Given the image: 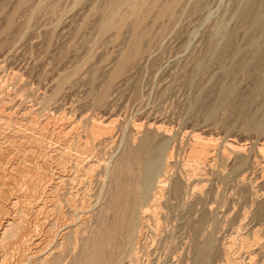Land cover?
Masks as SVG:
<instances>
[{
	"label": "bare ground",
	"instance_id": "bare-ground-1",
	"mask_svg": "<svg viewBox=\"0 0 264 264\" xmlns=\"http://www.w3.org/2000/svg\"><path fill=\"white\" fill-rule=\"evenodd\" d=\"M61 1L62 0H39V1H36V0L35 1L34 0H0V17L3 19L2 21H4V25L2 24L3 26L0 24L2 26V28L0 29V37L2 38L0 41V72L2 71L3 64H5L4 62H5L6 56L11 54V52L14 50L13 48H15V45L16 46L19 44L21 45V42H26L27 40L29 42L31 37L30 38L28 37L29 39L27 40H26V37L30 34V31L32 30L33 26H35L38 22L36 21V23L33 25L34 23L33 20L41 15L44 16L46 12H50L49 14L55 13V11L59 8L61 4ZM65 1L66 0H64V2ZM73 1L75 2V0ZM81 1L83 0H76V2L78 3ZM184 1L185 0H95L94 2L93 0L94 3L92 4L90 10H88L86 7L89 13L87 15H86L87 11L86 13H83L86 15V17L84 21L82 22V24L80 25V27L75 26V28H79L80 30L90 27L91 29H94L96 31L95 34L93 33L94 38L90 40V42L87 39L88 37H90L89 33H92V32L88 31L89 33H87L88 36L86 37L87 38L86 40H84L83 38L82 44L88 45L90 43L91 45L86 46L88 48H86L87 50L85 49L86 51L85 50L84 51L87 53H86V56L84 55L85 58L83 57L84 59L82 60V62L81 63L79 62L80 63L79 65L75 66L73 69H71L68 72L65 70L66 73L65 71L63 72L61 69L63 74H60L59 75L60 77H57L56 81L54 82V87L52 88V91L50 90L51 92H49L50 94H46L44 92V94L41 93V95L38 96L36 93L38 97L36 96L33 98L32 96L31 97L33 98L32 103L26 105L24 108L22 106L15 107L16 103L9 104L7 102V95L6 97L5 96L3 97V95H0V264H161L163 260L161 259V263H160L158 259L162 256L155 258L157 259V261L152 260L153 259L152 253L157 250L156 249L157 242L159 240L161 242V239L163 238V236L166 233H168L166 232L164 234V232L168 230H167V227L165 231L163 230L164 229L163 222L165 223V221L163 220H165V218L167 220V217L170 215L171 210L174 208V203H173L174 201L172 200L173 199L178 200L179 198L181 199V197L184 196L185 201L187 202L190 198L192 199L196 198L198 202L197 201H194V202H197V203H199L200 201H203V197H205L204 190L206 189V188L205 189L203 188V186L206 187L205 185H203V183H207L211 181L208 175L209 169L217 171L218 169H213V168L217 167L216 165H220V167L224 169L225 171L224 167L228 164V162L230 161L232 157L234 159L231 161H234L236 159L238 161V164L241 165L240 167L241 168L246 167L245 171H248L247 169L250 168V167L247 168L248 152H246V148H245L246 145H244L245 144L244 142H243L244 144H241L240 140L236 139L237 137L232 138L231 136L232 139L226 140L225 142L221 143L222 145L219 146L218 140L212 137L206 138L202 136L199 131H196V130L191 131L189 133L192 141L190 144H188L190 145L187 150L188 152L185 151L187 152L186 154L188 155L186 156V158H183V160H181L182 163L179 165L174 159V151L171 150L173 148H171L170 150H169L170 147L167 148L168 147L167 142L171 136L170 134L171 130L169 131L168 127L164 125L163 123H161V121L158 118H156L157 116L156 117L147 116V113L145 115L146 117L144 116L143 118L136 117L135 120L132 119L131 122H129L130 124L127 122V125L129 124L128 126L130 127H129V130L124 129L125 131L127 130L128 132L126 131L127 134L125 133L126 136H124L123 142L121 143L120 147L118 146L119 149L117 150L113 149L116 152L111 151L112 154L109 156V158H107L106 160L103 159L104 161H102L101 158L103 157H100V154L103 152V150L101 152V148L103 144L109 141H112V139L114 138V132H115L114 131L115 129L114 121L115 120L113 119L112 116L105 117L104 116L106 113L105 112L101 118L98 117L99 119H92L91 117L84 115L83 117L77 116V117H81L79 119H74V120L69 119V121L67 120L66 123H63L65 121L62 120L63 122L60 124L58 123L53 124L51 123L52 121L50 122L51 116L48 114V112H46L47 109L50 108L52 103L55 104V102H57V100L60 99L59 96L62 94L63 91H65V86L67 84H70V86L75 84L76 86L75 82L76 81L79 82L80 81L79 79L83 77V76L81 77V75L83 74L86 75V77L84 78L87 81V85H88L87 90H89L87 91L89 92L87 98H90L92 100L90 101L94 103L95 107L99 109H106L107 107H109V105H111L112 102L115 101V99L114 100L112 99L113 96H115L113 95L114 91L118 89L121 83L127 84L128 80L131 79L132 74L133 75L135 74L133 72L139 66L141 59L145 57V55L149 54L148 52L151 50V47L153 49L152 45L154 41L156 43V41L158 40L157 38L160 39V36L163 34V32L164 33L167 32L165 30L164 31L161 30L163 22L159 30L156 29V25L159 22L161 23V21H163V18H168V20H177L178 10L180 11V9L178 8L181 4H183ZM193 1L195 3V2H199L200 0H193ZM62 4L64 3L62 2ZM73 5L74 3L72 4V6ZM61 7L62 5L60 6L59 9H61ZM180 13H182V11ZM51 15L50 17H52ZM55 17H56L55 19L57 20L59 19L57 16ZM47 18L45 19L47 20ZM61 18H60V21L63 20V19L61 20ZM80 20L82 21L83 19L81 18ZM60 21H58L59 23H57L55 20L57 24L56 25L52 24L53 27L48 26L49 28L47 27L44 30V32L40 28H37L38 30L36 29L37 30L36 32L41 30L40 33L45 34V41L42 40L44 41L43 46L45 49L47 48L49 49L52 45L55 46L58 43L57 42L58 40L57 41L55 40L57 43L54 42L55 43L54 45V43L52 44V41H53V37H55V33L59 27V24L61 23ZM81 21H79V23ZM62 22L64 23V21ZM240 22L241 23L239 24L238 28L239 27L245 28V29L249 28L253 32L263 30L264 29V0H245L244 10L242 13V19ZM72 23L70 22V24ZM79 23L77 26H79ZM171 25L169 27H171ZM41 28L43 29L44 27L42 26ZM62 30H65V29H62ZM43 34L42 36H44ZM226 38H227L225 41L226 43L224 42L225 45L223 44L224 46L222 45L221 50H218V51L226 52V50L231 49L234 46L233 44L234 37L232 34H230V32ZM247 39L251 43L254 42V37L252 33H247ZM16 43H19V44H16ZM40 44L41 43H39V45L37 46H40ZM76 44H74V46ZM28 46H30V44ZM64 46L66 45L64 44ZM21 47H23V45H21ZM31 47L29 48L31 49ZM61 47L63 49L66 48L65 52L67 51L68 47H65V48L63 46ZM101 47H103V49L101 50L102 55L100 52L99 53H100V56H103V58L101 61L97 60V62H95V57L98 53V50L100 51ZM104 47H107V48L112 47L113 49L117 48V50H115L114 52L112 51V48H111L109 50L111 51V53L103 54V51L105 50ZM250 47H253V46H250ZM251 49L253 50V48ZM232 51L234 52L235 50L233 49ZM14 52H16V50ZM61 52H62V49H61ZM61 52L58 51L57 54L61 56L60 54H63L64 51L62 53ZM256 52H257L256 54L257 56L255 57V60L263 57L262 54H264L263 53L264 49L262 47L258 46ZM12 55H14L13 57H15V53ZM7 57L9 58V56ZM222 57L223 56H221V58ZM50 58L48 59L49 61H50ZM80 58L82 59L81 56ZM98 58L101 59V57L99 56ZM191 59L189 61H191ZM241 60H242V57H241ZM98 61L100 62L98 63ZM201 61L202 60L196 61L197 67H199L200 63H202ZM218 63L220 64V61ZM252 66L253 65H251V67ZM64 68L67 69V67L65 66ZM207 68L209 69V66ZM247 70L249 69L247 68V65H244V64L238 67H235V68L226 69L225 74L228 76H231L232 82L229 85L223 87L219 91V97H218V101L216 102V104H214V106H212L211 104L212 108L211 109L209 108L210 109L209 111L208 109H206L207 111L206 110L204 111L207 113V118L209 120L214 118L218 107L222 105L224 106L223 109L225 110L227 109L226 111H229V113L236 111L238 109L241 110L240 107H242L243 105L240 106L235 102V98L237 97V96L235 97V95L237 94L236 93L237 83L235 84V81L233 79L238 72H246ZM138 71H139V68H138ZM207 71L209 72V70ZM197 72H200V71H197ZM262 72L264 74V70ZM177 73H180V72H177ZM261 73L260 74H258V72L254 73V75L257 78V79L255 78L254 80L258 81L256 93H255L256 96L257 94H260L264 90V79L260 78L259 76L261 75ZM222 74H224V72ZM172 75H173V72H172ZM84 78L82 79L84 80ZM13 80L15 81V79ZM223 82L224 81H222L221 83ZM25 84L26 83H24L23 85L25 86ZM131 84H132L131 86L134 87L135 82ZM196 84H199V83H196ZM6 85H3V86L5 87ZM51 85L52 84H50V86ZM127 85L129 86V84ZM81 86H82V83H81ZM13 87L15 88L14 85ZM218 87L219 86H217V88ZM18 89H20L19 90L20 92L22 91L21 87L20 88L18 87ZM120 89H121V86H120ZM16 90H13V94ZM9 91L11 92V90ZM217 91H215V93ZM27 93L25 92L26 96H27ZM8 95L11 96L10 94ZM14 95H17V93ZM138 95L136 92L134 97L135 96L137 97ZM15 99L18 101V99L20 98L18 97V99L17 98ZM27 100L29 101V98ZM213 100L215 101V99ZM117 101H120V100H117ZM9 102H13V99L10 97H9ZM242 102L244 101L242 100ZM24 104L25 102L22 105ZM58 109L60 110L61 108H58ZM222 111L224 112V110ZM220 114H222V112H220ZM224 120H225V117H224ZM249 122H250V127L255 131V133L257 132L259 136H264V117L262 118L254 117V118H251ZM221 123L223 122L221 121ZM121 124L123 125L124 123H121ZM116 125L118 126V124ZM125 126H126V122H125ZM121 129L123 130V128H120L119 131ZM249 130L251 129L249 128L246 131H249ZM123 133H122V136H123ZM181 134L183 135V133ZM105 145L107 146V144ZM258 148H259L258 156L254 155L255 156L254 158L256 159L254 160L253 163L252 161H250L252 164L248 166H252V167L254 166L253 168L257 167L258 171L260 169L259 171L260 176L258 175L259 172L256 171V173H258L257 175L259 177L263 178V185H264V145H262L261 147H257L256 149L258 150ZM103 154L105 155V152H103ZM175 154L177 155V153ZM241 168H239V170ZM212 170L210 171L211 173H213ZM219 171L221 174H224L223 170L220 169L218 170V172ZM253 174L254 173H252V175ZM242 175H241V182L245 183L246 181H248L247 178L249 174L248 172H245L244 174L242 173ZM210 176L212 177L213 175L210 174ZM229 176H231V174ZM262 178H259V179H262ZM245 186H247V183L245 184ZM214 187H217V186H214ZM254 188L255 187L253 185V188L250 189L249 194H251V190H253ZM232 189L233 188H231V190ZM243 190H244V187H243ZM245 191H247L246 187H245ZM213 193L215 194L216 192L213 191ZM255 193L257 197L258 195L260 197L261 196L264 197V191L262 192V194H259L260 192L258 193V191H255ZM214 194H213V197L217 195V193L216 195ZM242 195H244L245 197L246 193H243ZM207 197L209 196L207 195ZM218 197L216 199H219ZM242 198L240 199L243 200ZM205 200L207 202V198L206 199L204 198V201ZM211 200L212 199H210V201ZM216 202L218 201L216 200ZM192 204H193V201H192ZM228 204H229V200H228ZM180 205H181V202H180ZM204 205L203 207H205ZM185 206L187 205H184V208ZM201 206H198V207H201ZM258 206L259 207L261 206L260 202L258 203ZM214 207L213 209L215 212L216 208ZM180 208H183V207H180ZM213 209L212 207L207 208L206 209L207 211L205 210L206 212L203 213V215L201 216L200 221L194 216L195 214L193 215L199 221V226H197L198 229L194 230L195 232L197 231V233L199 234L202 226L206 224L205 222L208 219L209 221L210 219L212 221L211 229L213 230V226H216L215 220L217 219V218L216 219L214 218L216 215L214 217L212 216ZM255 211H257V209ZM187 212L189 213V211ZM198 212H201V211L198 210ZM261 212H259V214ZM177 213L175 210L174 214L176 215ZM196 214L198 213L196 212ZM247 216L248 214H246V212L244 211V214L242 217L243 220L241 221L240 226H238V229H235L236 231H234L236 233V235L235 234L234 235L235 237H237L238 242L240 240V244H237V241L234 240L235 238L234 239L228 238L229 240L225 242L223 240L216 241L218 236L215 238V236L213 235L215 232L212 230L211 231L213 234L211 232L206 233V234L203 232L202 234L203 236L202 235L199 236L197 234L199 238L201 237L200 239L197 236L196 237L194 236L196 234L193 235L195 238H192V236L189 235L191 236L192 239H194L192 243V239L190 238L191 244H193L192 248L194 251L191 264H213L214 260L216 261L217 259L216 256L220 252L223 254L222 256H224L223 264H241V262L242 263L244 262L245 264H264L262 260V257H264V238H262L264 224L261 227H258V228L255 227L256 229H247L248 227L246 226ZM249 218L250 216H248V219ZM191 221H193L192 218H191ZM195 223L196 222H194L193 225ZM192 228L190 229L192 230ZM203 229L205 230L206 228L204 227ZM183 232L184 231H182V233ZM170 234L172 235V233ZM164 238L166 239L167 237L165 236ZM222 238L223 237H221L220 239ZM187 240L189 241V239ZM216 242H220V243L223 242V244L220 245L219 243L220 245L219 246ZM159 243L158 245L161 246V244ZM162 243H165V242L162 241ZM166 243H169V242H166ZM187 244H190V243H187ZM159 246H157V248ZM189 247L190 246H188L187 248L190 254L191 253L190 251L192 248L189 249ZM175 252L177 253L176 250ZM169 253L171 254L172 252H169ZM176 253L173 252V255L174 254L176 255ZM166 254H167V257L168 255H170L168 253ZM143 256H146L147 258L144 257L146 259L143 260L144 259ZM176 256L178 257L179 255H176ZM184 256L185 255H183V258ZM165 257L164 258L162 257V258L165 260ZM170 257L172 258L173 256L170 255ZM179 257L177 258L178 260H179ZM219 257H221V255ZM180 258L182 259V257ZM181 259L180 261H178L180 262L178 264H181ZM221 259H223V257ZM170 260L168 262L169 264H170ZM189 261H191V259ZM174 262L172 261V264ZM186 262L184 261V263L182 264L190 263V262L188 263ZM221 262L219 263L221 264ZM215 263H217V261Z\"/></svg>",
	"mask_w": 264,
	"mask_h": 264
},
{
	"label": "rangeland",
	"instance_id": "rangeland-1",
	"mask_svg": "<svg viewBox=\"0 0 264 264\" xmlns=\"http://www.w3.org/2000/svg\"><path fill=\"white\" fill-rule=\"evenodd\" d=\"M36 1H39V0H36ZM85 1H87V2H85ZM85 1L83 0V1H81V2L78 3V2H76V0H75V2L73 0H66L65 2H64V0H62L61 1V4H60V6L62 5V7H61L62 10L59 9L60 8V6H59V8L55 11V13H53V14L51 13L52 15L49 14L50 12H46V14H44V16L41 15V16L35 18L33 20V22H34L33 25L36 23V21H38V22H37V24L35 26H33L32 30L30 31V34L28 32L29 35L26 37V40L31 37L30 38L31 41L29 40L30 43L28 42V40L26 42H21V45H23V47H21V45L19 44L20 42L19 43H16V44H19V45H17V46L15 45V48H13L14 50L12 49L13 51L11 52V54L10 55H7V56H9V58L6 56V59H5V62H4L5 64H3L2 71L0 72V88H1L0 89V92L3 90L0 95H3V97L4 96L6 97V95H7V102L9 104L16 103L15 104V107L16 106L17 107L22 106L24 108L26 105L31 104L32 103V99L34 97H36L37 95L39 96V95H41V93L44 94V92L46 94H50L49 92L52 91V88L54 87V82L56 81L57 77H60L59 75L60 74H63V72L65 70L68 72L71 69H73L75 66L79 65L82 62V60L85 58L86 53H87L85 51L87 50L86 48H88L86 46L91 45L89 42H90V40H92L94 38V34L96 33V31L94 29H91L90 27L84 28L82 30H80L79 28H75V26L76 27H80V25L84 21L86 15L89 13L88 10H90L92 4L95 2V0H94V2H93V0L92 1L91 0H85ZM202 1H204V2H202ZM62 2L64 4H62ZM71 2H72V4L74 3L73 6H72ZM186 2H187V0H185L183 2V4H181L179 6V8H178V9H180V11L178 10V13H177V20L178 21L177 20H168V18H163V21H161V23L159 22L156 25V29L159 30L160 27H161V24L163 22L162 29L161 30H163V31L165 30L167 32H165V33L163 32V34L160 36V39L157 38L159 41L157 40L156 43L154 41L155 44L153 43V45H152L153 46V49L151 47V50H150L151 52L149 51L148 52L149 54L147 53L148 55H145V57H143L141 59V61L139 63V66L133 72L135 74L134 75L132 74L133 77L131 76V79H130L131 82H130V80H128V82H127V84H129V86L126 83H124V84L121 83L120 86H121V89L122 90L120 89V86H119L118 89L116 91H114V93L115 92L116 93L115 94L113 93V95H115V96H113L112 99L113 100L115 99V101H113L112 104L109 105V107H107L106 109H99V108L95 107L94 103L91 102L92 100L90 98H87L88 97V93H89L87 91H89V90H87L88 89V85H87L86 79L84 78V77H86V75L83 74V75H81V77L83 76L82 78H84V80L81 77L80 78L82 80L78 78L80 81L78 80L79 82H77V81L75 82L76 83V86H75V84L72 85V86H70V84H67L65 86V91H63L62 94H61L62 97L60 95L59 96L60 99L57 100V102H59V103L55 102L56 105L52 103V105L50 106V108L47 109L46 112H48V114L51 116L50 122L52 121L51 123H53V124L54 123L55 124H57V123L60 124L63 121H65L63 123H66L67 120L69 121V119L70 120H72V119L73 120L74 119H79V118L83 117L84 115L85 116H89L92 119H99V118H101L104 115L105 112H106L105 115H104L105 117L112 116L113 119L115 120L114 121V124H115L114 125V128H115L114 131L116 133L113 131L114 132V138L112 139V141H109L110 143L109 142L105 143V144H107V146L105 144H103V146H102L103 149L101 148V152H102V150H103V152H105V155L103 154V152L100 154V157H103V158H101V160L104 161L107 158H109V156L112 154V152L115 151L113 149H116V150L119 149L121 143L124 140L123 139L124 136H126L125 133L127 134V132H128L127 130H126L127 131L126 132L124 129H128L129 130V127H130V126H128L130 124L129 122H131L132 119L135 120L136 117L137 118H140V117L143 118V116L146 117L145 115L147 113V116H151V117H156L157 116L156 118H158L161 121V123H163L164 125H166L168 127L169 131L171 130L170 131L171 132L170 133L171 134V136H170L171 139L170 138L168 139V142H167V146L168 147L167 148L170 147L169 150L171 148H173L171 150L174 151V159H175V161L179 165L182 163L181 160H183V158H186V156L188 155V154H186L188 152L187 150H188V148L190 146L188 144H190L191 141H192L191 140V136H190L189 133L191 131H194V130L199 131L201 133V135L204 136V137H206V138L207 137L208 138L209 137L210 138L211 137L212 138H215L216 140H218V143H219L218 145L219 146L222 145L221 143L225 142L226 140L237 137L236 139L240 140L241 144H244L245 143L244 145H246L245 146L246 152H248V165H251L254 162V160L256 159V158H254L255 157L254 155H257L258 156V153H259L258 152L259 151V148H258V150L256 148L257 147H261L262 145H264V136H259V134L257 132H256L257 133L256 134L255 131L250 127V122H249V120L251 118H254V117H256V118H262V117H264V90H263V92H261L260 94H257V96H256L255 93H256V88H257L258 81L257 80H254L256 78V76L254 75V73L255 72H258V74H260L264 70V54H262L263 55L262 58H259V59L255 60V57L257 56L256 55L257 54V52H256L257 47L260 46V47H262L264 49V29L263 30H260V31H254L253 32L249 28L248 29L247 28L246 29L245 28H240V27L238 28L239 24L241 23L240 21L242 19V13H243V10H244V2H245V0H200L199 2H195V3H194L193 0H190V1L188 0L187 4H186ZM86 7H87L88 10L86 9ZM86 11H87V13H86ZM181 11H182V13H180ZM83 13H86V15L83 14ZM50 15L52 17H50ZM55 16H57L59 19L58 20L55 19L56 18ZM45 18H47V20ZM60 18H61V20L63 19L62 21H64V23L62 21H60ZM69 18H71V19H69ZM81 18L83 19L82 21L80 20ZM239 18H240V20H239ZM72 19H74V20H72ZM0 20L2 21L3 19L0 17ZM55 20H56L57 23H59L58 21L61 22L60 24L63 23L62 25L59 24V27H58V29H57V31L55 33V37L56 38L53 37L52 44L54 42L55 43L58 42V43L56 45L54 43L55 46L52 45L49 49L48 48L45 49L44 46H43V42L45 41V34L42 33L44 35V36H42V34L40 33V31L42 30L44 32V30L48 26L49 27H51V26L53 27L52 24H55L56 25L57 23L55 22ZM1 21H0V24L1 25L2 24L4 25V21H2L3 23ZM69 21L71 23L72 22L73 23L70 24ZM79 21H81V22L79 23ZM42 23H43V25H42ZM78 23H79V26H77ZM236 23H237V25H236ZM1 25H0V29L3 26V25L2 26ZM170 25H171V27H169ZM42 26L44 27L43 29L41 28ZM157 26H159V27H157ZM37 28H40L41 30L38 31V32H36L38 30ZM89 28H90V30H89ZM62 29H65V30H62ZM61 30H62V32H61ZM75 30H76V32H75ZM73 31H74V33H73ZM88 31L89 32H92V33H89ZM57 32L59 33L60 36L58 35ZM229 32L234 37L233 38V44H234L233 47L234 48L232 47L231 49L226 50V52L225 51H218V50H221L223 44L225 45V43H226L225 41L227 39L226 37L229 34ZM235 32H236V34H235ZM64 33L66 35H68V36H66ZM87 33H89V36H90V37H88V39L86 38L88 36ZM247 33H252V35L254 37V42L253 43H251V42L248 41V39H247ZM76 34H77V36H76ZM171 34H172V36H171ZM240 34H242V35H240ZM57 37L58 38L60 37V38L58 39ZM83 38H84V40L87 39L89 41L88 42L89 43L88 45L82 44ZM1 39L2 38L0 37V41H1ZM74 39H75V41H74ZM42 40H44V41H42ZM55 40L56 41L58 40V41L56 42ZM69 40L71 41V43H70ZM77 40H78V42H77ZM80 41H81V43H80ZM33 42H35V43H33ZM76 42H77V44H76ZM262 42H263V44H262ZM39 43H41L40 46H37V45H39ZM207 43H208V45H207ZM29 44H30V46H28ZM64 44L66 46H64ZM67 44H68V46H67ZM74 44H76L77 46L76 45L74 46ZM78 44H80V45H78ZM61 46H63L64 48L65 47H68L67 48V51L65 52L66 48L63 49ZM214 46H215V48H214ZM250 46H253V47H250ZM29 47H31L32 50ZM58 47H60V48H58ZM255 47H256V49H255ZM18 48H20V49H18ZM35 48H37V49H35ZM111 48L112 47H109V48L104 47V49L106 51L104 50L103 51V54H105V53H111V51H109ZM207 48H208V50H207ZM251 48H253V50ZM38 49H40V50H38ZM61 49H62V52L63 51L64 52H63V54H60L61 56H59V54H57V53H58V51L61 52ZM102 49H103V47L100 48V51L98 50V53H97V55L95 57V62H97V60H100V61L102 60L103 56H100V53L102 55V51H101ZM233 49L235 50L234 52L232 51ZM15 50H16V52H14ZM44 50H46V51H44ZM75 50L77 52L78 51L79 52L77 53ZM115 50H117V48H115V49L112 48V51L115 52ZM247 50H249V51H247ZM49 51H51V52H49ZM54 51H56V52H54ZM39 52H40V54H39ZM44 52H46V53H44ZM223 52L225 53V55H224ZM14 53H15V57H13L14 55H12ZM218 54H219V56H218ZM57 55L59 56V58L61 57L60 60H59V58H58ZM80 56L82 57V59L80 58ZM98 56L101 57V59L98 58ZM221 56H223V57L221 58ZM191 57H192V59H191ZM198 57H200V58H198ZM241 57H242V60H241ZM49 58H50V61L48 60ZM189 58L191 59V61H189L190 60ZM69 59H71V60H69ZM77 60H79V61H77ZM197 60H202L201 61L202 63H200L199 67H197V65H196V61ZM218 60L220 61V64L218 63L219 62ZM100 61H98V63ZM247 61H248V63H247ZM33 62H35V63H33ZM75 62H76V64H75ZM243 64L244 65H247V68L249 70H247L246 72H238L236 74V76L234 77V79H233L235 81V84L237 83L236 84V93L237 94L235 95V97L236 96L237 97L235 98V102L238 105H240V106L243 105L242 107H240L241 110L238 109L236 111H233V112L229 113V111H226L227 109L226 110L223 109L224 106L222 105V106H219L218 107L217 112H216V115L214 116V118L211 119V120H209L207 118V113L204 112V111L206 109H208V111H209L212 108V106H214V104H216V102L218 101V97H219V91L223 87L229 85L232 82L231 76H228V75L225 74L226 69L227 68H235V67H238V66L243 65ZM251 65H253V66L251 67ZM55 66H57V67H55ZM62 66H63V68H62ZM64 66L67 67V69L64 68ZM208 66H209V69L207 68ZM44 67H45V69H44ZM180 67H181V69H180ZM216 67H218V68H216ZM250 67L252 68V70H251ZM138 68H139V71H138ZM262 68H263V70H262ZM61 69H62L63 72L61 71ZM173 69H174V71H173ZM190 69H192V70H190ZM207 70H209V72ZM56 71H57V73H56ZM66 71H65V73H66ZM197 71H200V72H197ZM172 72H173V75H172ZM177 72H180V73H177ZM206 72H208V73H206ZM223 72H224V74H222ZM24 74H26V75H24ZM241 75H242V77H241ZM219 76L220 77L222 76V77L220 78ZM259 76H260V78L264 79L263 72ZM141 77H142V79H141ZM13 79H15L16 83H15V81ZM27 79H29V80H27ZM52 79H53V81H52ZM230 79H231V81H230ZM222 81H224V82L226 81V82L225 83L224 82L221 83ZM254 81H256V82H254ZM134 82H135V84H134V87H133V86H131L132 85L131 83H134ZM24 83H26L25 86L23 85ZM81 83H82V86H81ZM196 83H199V84H196ZM21 84H22V86H21ZM50 84H52L51 85L52 87L50 86ZM220 84H221V86H220ZM3 85H6L5 86L6 88ZM13 85L15 86V88L13 87ZM217 86H219L218 88H220V89H218ZM18 87L19 88L21 87V90H22L21 92L19 91L20 89H18ZM132 87H133V89H132ZM16 88H17V90H16ZM29 88H31V89H29ZM217 89H218V91H217ZM9 90H11L12 94H11V92ZM13 90H16L15 92L17 93V95H14V94H16L15 92L13 94ZM214 90L217 91L216 92L217 94L215 93ZM24 91L26 93L28 92L27 93V96H26V94H25ZM23 92H24V94H23ZM64 92H65V94H64ZM136 92H137V95H138V93H139V95L137 97L136 96L134 97V95H135ZM36 93H37V95H36ZM8 94H10L11 96L12 95H14V96L11 97ZM31 94H33V95H31ZM129 94H131V95H129ZM8 96L13 99V102H9V97ZM32 96H33V98H31ZM18 97L20 99H18ZM24 97H25V99H24ZM27 97L29 98V101L27 100L28 99ZM240 97H241V99H240ZM243 97H244V99H243ZM15 98H17L18 101ZM213 99H215V101ZM117 100H120V101H117ZM242 100L244 102H242ZM23 101L25 102L24 105H22L24 103ZM211 104H212V106H211ZM58 108H61V109L59 110ZM107 110H108V112H107ZM222 110H224V112H226V113H224ZM220 112H222V114L224 113L223 116L225 115L224 116L225 117V120H224V117L222 116V114H220ZM75 113H77V114H75ZM109 113H111V114H109ZM51 114L52 115L54 114V115L52 116ZM226 114H227V116H226ZM261 115H263V116H261ZM58 116H59V118H58ZM77 116H81V117H77ZM246 116H248V117H246ZM217 118L218 119L221 118L222 120L219 119L220 120L219 121ZM216 119L218 120V122H217ZM221 121L223 123H221ZM125 122H126V126H125ZM127 122L129 123L128 125H127ZM119 123L120 124L121 123H124L123 125L121 124L124 127H122ZM171 123H172V125H171ZM241 123H242V125H241ZM243 123H245V124H243ZM116 124H118V126ZM118 128L119 129L120 128H123V130L122 129L120 130L121 132L122 131L123 132L125 131L124 133L122 132L123 133V136H122V133L119 131ZM249 128L251 130L246 131ZM209 132H211V133H209ZM181 133H183V135ZM187 134L189 135V137H188ZM179 135H180V137H179ZM214 136H216V137H214ZM231 136H232V138H231ZM238 137H240V138H238ZM120 138H121V140H120ZM189 138H190V140H189ZM243 138H244V140H243ZM220 139H222V140H220ZM169 140H171V141H169ZM111 146H113V147L116 146V147L113 148ZM110 148H111V150H110ZM185 151H187V152H185ZM175 153H177V155ZM251 157H252V159H251ZM233 159L234 158L232 157L230 159V161L228 162V164H227L228 166L226 165L224 167L225 168V171H224V169H222L220 167V165H216L217 167L214 166L215 168H213V169H218V170L221 169V170H223L224 174H221L220 171L218 172V170L215 171V170L209 169V174L208 175H209L211 181L207 182L208 184L207 183H203V185H205L206 187H204L201 184L204 189L206 188L204 190L205 191L204 192L205 194H207L208 192H210V193L207 194L209 197H207V195L204 194L205 197H203V201H200L199 203H197L198 201L196 200V198H193V199L190 198L188 200V202H187V201H185V197L184 196L181 197V199L179 198L180 200L179 199L178 200L177 199L176 200L175 199L172 200V201H174L173 202L174 203V208L171 210L170 215L168 214L170 217L171 216L172 217L170 218L168 216L167 217V220H166V218H165V220H163V221H165V223L163 222V227H164L163 230L165 231L166 230V227H167V230H168V231H165L164 234L166 232H168L169 234L168 233H166L167 235L166 234L165 235L163 234L164 236L161 239V242H160V240L157 242V246H159L158 245L159 242H160L159 244H161V246L158 247L159 249L156 246V249L157 250L156 249L155 250L157 251V253H156V251H154L155 253L154 252L152 253L153 254L152 255L153 257L151 256L153 258L152 260H156L157 261V259H155V258L160 257V256H162L164 258L166 256L165 257V260L162 257H160L158 259L159 262L161 263V259H162L163 260V262H162L163 264H169L168 262L171 259L173 262L175 261L173 264H178V263H180V262H178L181 259L180 257H182L181 264L184 263V261L185 262L187 261L186 263L190 262L188 264H191L192 259H193V254H194V251H193V248H192L193 247V244H191V239L192 238H195L197 236L198 233H197V231L195 232L194 230L198 229L197 226H199V221L201 219V216L203 215V213H205L207 211L206 209L209 208V207H212V209H213V207L215 206L214 208H216L215 209V212L216 213L214 212V209H213L212 216L214 217L216 215V216H218V217H220L222 219H220V218H218L216 216L214 217L215 219L216 218L217 219L215 220L216 226H213V230L211 229L212 228V221H211V219H210V221L208 219L207 220L208 222L207 221L205 222L206 224L208 223L207 224L208 226L205 223H204L205 225L203 224L204 226H202V228H201L202 233L200 231V233L198 234L199 236H201L203 234V232L206 234V233H210V232L212 233V231H214L215 233L214 234L212 233V234L215 236V238L217 236L219 238V240L217 238L216 241H222L223 240L225 242V241H227V240H229L231 238L232 239L235 238L234 240L237 241V244H240V240L238 242L237 237H235L236 233L234 231H236L235 229H238V226H240V223L243 220L242 217H243L244 211L246 212V214H248V216H250L249 219H248V216H247V219L248 220L246 219V226H248L247 229H256L258 227H261L264 224V211H263L264 210L263 209L264 208L263 207V205H264V200H263L264 197L261 196L262 197L261 198L258 195V197H259L258 198L257 195H256V193H255V191H258V193L260 192L259 194H262V192L264 191V188H263L264 187V185H263V178L262 177H259L260 176V172H259L260 169L258 171V168L257 167H256L257 168L256 169V168H253L254 166L252 167V166H248L247 165V168L250 167L251 169L249 168V169H247L248 171H245L246 170V167H242L241 168L240 167L241 165L238 164V161L236 159L234 161H231ZM250 161H252V163ZM234 165H235V167H234ZM237 165H238V167H237ZM237 168H238V170H237ZM239 168H241V169L239 170ZM211 170H212L213 173L210 172ZM252 170H253V172H252ZM256 171L259 172V174L256 173ZM245 172H248V174H249V176L247 178L248 181H246L245 183H242L241 182V175H242V173L244 174ZM238 173H239L240 177H239ZM252 173H254V174L252 175ZM210 174L213 175L212 176L213 178L210 176ZM228 174L229 175L231 174V176H229ZM239 178H240V180H239ZM259 178H262V179H259ZM227 180H228V182H227ZM248 182L250 184H252V185H250ZM236 183H238V184H236ZM246 183H247V186L248 187L245 186ZM211 185L212 186L214 185V186H217V187H214V186L212 187ZM253 185H254L255 188L253 190H251V194H249L250 193V189L253 188ZM243 187H244V190H243ZM245 187H246V190L247 191H245ZM231 188H233L235 190H233V189L231 190ZM208 189H209V191H208ZM213 189H215V190H213ZM212 190L214 192H216L217 195H216V193L214 194ZM212 193L214 195H216V196L213 197V194ZM243 193H246L245 197H244V195H242ZM222 194H223V196H222ZM218 195H219V197H218ZM217 197L219 199H216ZM204 198L205 199L207 198V202H206V200L204 201ZM233 198L235 199V201H234ZM240 198H242L243 200H241ZM260 198H261V200H260ZM210 199H212V200L210 201ZM214 199H215V201H214ZM216 200L218 202H216ZM228 200H229V204H228ZM192 201H193V204H192ZM194 201H197V202H194ZM212 201H214L215 204ZM245 201H246V203H245ZM180 202H181V205H183V206L180 205ZM183 202L186 203V204H184ZM234 202H235V204H234ZM240 202H242V203H240ZM259 202L261 203V206L260 207L258 206V203ZM210 203H211V205H210ZM178 205H179V207H178ZM184 205H187V206H185V208H187V209L184 208ZM203 205L205 207H203ZM206 205H207V207H206ZM198 206H201L203 208L198 207ZM180 207H183V208H180ZM194 207L196 208V210H195ZM188 208H190L191 210L188 209ZM197 208L201 212H198ZM239 208H240V210H239ZM182 209H183V211H182ZM256 209H257V211H255ZM175 210H176V213L178 212L177 213L178 215L177 214L176 215L174 214L175 213ZM203 210H204V212H203ZM187 211H189V213ZM191 211H193V212H191ZM195 211L198 214H196ZM247 212H249V213H247ZM255 212H257V213H255ZM259 212H261V213L259 214ZM219 213L220 214L222 213V214L220 215ZM199 214H200V216H199ZM185 215H186L187 218L185 217ZM222 215H224V216H222ZM253 215H254V217H253ZM176 216H177V218H176ZM178 216H179V218H178ZM192 216L194 217V219H193ZM168 218H170V219H168ZM174 218H176V219H174ZM191 218H192L193 221H191ZM171 220H172V222H171ZM179 220H180V222H179ZM218 220H219V222H218ZM252 220H253V222H252ZM194 222H196L198 225L196 223H195L196 226H195V224L193 225ZM216 222H218V223H216ZM170 223H172V224H170ZM215 224H213V225H215ZM217 226H218V228H217ZM204 227L206 228L205 230L203 229ZM190 228H192L193 231ZM185 229H186V231H185ZM207 229H209V230H207ZM228 229H229V231H228ZM182 231H184V232L182 233ZM170 233H172V235ZM191 233H193V234H191ZM194 234H196V235H194ZM189 235H191L192 238ZM165 236L167 237L166 239L164 238ZM188 236H189V238H188ZM199 236H197V237L199 238ZM220 236L223 237V238L220 239L221 238ZM229 236H231V237H229ZM262 238H264V229H263V232H262ZM187 239H189V241ZM193 240L194 239H192V243H193ZM162 241L165 242V243H162ZM166 242H169V243H166ZM184 242H185V244H184ZM187 243H190V244H187ZM216 243L219 245L220 242H216ZM169 244H171V245H169ZM172 244H174V245H172ZM221 244H223V242H221L220 245ZM181 245H183V246H181ZM188 246H190L189 249L192 248L191 251H190L192 253V255H191V253L189 254V250L187 248ZM177 248H178V250H177ZM175 250L177 251L178 254L175 252ZM169 252H172V253L170 254ZM173 252L176 253V255H179V256L181 255L180 257L178 256L179 257V260L177 259L178 257L175 254L173 255ZM166 253H168L171 256H173L172 257L173 259L170 257V255H168V257H169L168 258ZM185 253H187L189 255H187ZM182 254L186 256V257L184 256V258L187 259V260H185L183 258V255ZM219 254L221 255V257H219L220 256ZM219 254H218L219 256L218 255L216 256L217 259L215 258L216 261H217V263H215L216 261L214 260V263L213 264H220L219 262H221V261L224 260V256H222L223 254L221 252ZM144 257H146V256H143V258ZM222 257H223V259H221ZM146 258H144L143 260H145ZM263 258L264 257H262V260L264 262V259ZM190 259H191V261H189ZM171 260H170V264H172V261ZM223 263H224V261L221 262V264H223ZM241 264H245V263L244 262L243 263L241 262Z\"/></svg>",
	"mask_w": 264,
	"mask_h": 264
}]
</instances>
